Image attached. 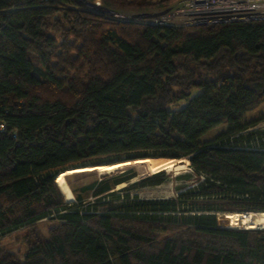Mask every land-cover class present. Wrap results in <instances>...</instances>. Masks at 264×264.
<instances>
[{
  "label": "trees",
  "instance_id": "trees-1",
  "mask_svg": "<svg viewBox=\"0 0 264 264\" xmlns=\"http://www.w3.org/2000/svg\"><path fill=\"white\" fill-rule=\"evenodd\" d=\"M88 1L142 12L174 0ZM262 102L264 20L164 26L78 0H0V239L59 220L22 260L0 249V264H264V229L224 227L212 212H264V142L250 130L264 113L246 117ZM183 157L200 178L177 198L100 211L63 198V171L129 162L147 174ZM135 176L88 188L98 196Z\"/></svg>",
  "mask_w": 264,
  "mask_h": 264
},
{
  "label": "rangeland",
  "instance_id": "rangeland-1",
  "mask_svg": "<svg viewBox=\"0 0 264 264\" xmlns=\"http://www.w3.org/2000/svg\"><path fill=\"white\" fill-rule=\"evenodd\" d=\"M82 5L88 7L92 10L98 11L107 16L113 17H122L124 15H128V13H136V12H121L115 11L113 15L107 14L99 9L91 7L90 5L78 0ZM88 1V0H87ZM90 2V1H89ZM178 1H173L171 4L175 5ZM95 3L100 4L99 1ZM170 5V6H172ZM160 9V8H153ZM143 12V11H142ZM138 13V12H137ZM49 32L52 33L50 29ZM75 58L76 53H73ZM197 94V91H193L192 96ZM188 99L179 100L177 102H173L169 104L171 109H178L187 103ZM264 113V102L258 105L255 109L247 112L246 117L248 119H253L258 117L260 114ZM226 128V124L218 125L215 128L210 129L206 132L201 139L209 140L214 138L219 132ZM250 130L257 133L258 136H262L263 139L261 141L264 142V121L259 122L256 126L252 127ZM255 145V144H253ZM146 159V158H141ZM174 165L170 169H160L158 171H165L167 178L158 185H147L141 186L139 181L149 176L146 174L144 169L141 166H128L119 169H115L112 171L106 172H98L92 171L81 174H73L68 175L66 177L67 182V191L71 197L70 201H67L63 194L64 200L70 203L72 208H80L84 209L88 204L99 203L98 211L107 209V206H104L103 203H108L112 205H120L128 199H133L137 197L138 199H173L177 198L178 194L181 191H184L190 187L196 186L199 183V176L196 175L193 167L191 166V160L189 157H183L180 159L174 160ZM129 163V162H127ZM150 165V164H149ZM150 167V166H149ZM125 168V169H124ZM150 169H153L150 167ZM130 170L135 171L136 176L131 178L129 181L123 182L108 192L95 196L93 194V189L88 188L90 185H93L101 180L113 178L117 175L127 174ZM151 172V174L156 173L155 169ZM150 174V175H151ZM59 188V187H58ZM60 190V189H59ZM79 196V197H78ZM200 201V200H199ZM223 208L217 211H212L217 215V219L220 220L223 224L222 226L228 227V222L225 220V214L228 212H240L233 210L229 205L223 204ZM231 209V210H229ZM206 212V211H205ZM243 213V212H242ZM59 224V220L56 218H46L39 220L34 226L21 228L18 230H14L10 233H6L1 236L0 239V249H3L7 253H10L16 256L19 260H22L28 250V248L35 242L36 235L40 234L42 236L48 235L49 229L57 226ZM237 229H244L242 226L236 227ZM256 229H264L256 228ZM163 236V235H162Z\"/></svg>",
  "mask_w": 264,
  "mask_h": 264
},
{
  "label": "built area",
  "instance_id": "built-area-1",
  "mask_svg": "<svg viewBox=\"0 0 264 264\" xmlns=\"http://www.w3.org/2000/svg\"><path fill=\"white\" fill-rule=\"evenodd\" d=\"M120 18L178 27L264 20V0H179L172 6Z\"/></svg>",
  "mask_w": 264,
  "mask_h": 264
},
{
  "label": "bare ground",
  "instance_id": "bare-ground-1",
  "mask_svg": "<svg viewBox=\"0 0 264 264\" xmlns=\"http://www.w3.org/2000/svg\"><path fill=\"white\" fill-rule=\"evenodd\" d=\"M141 159V158H140ZM147 162L148 160L145 159ZM135 163H127V162H119L115 164H109V165H98V166H83V167H77L70 170H66L65 172H61L60 175H58L59 179L64 183V185L67 187L66 177L68 175L73 174H81V173H87L92 171H98V172H106V171H112L115 169H121L123 167L128 166H135ZM149 165V162H148ZM174 163L167 164L163 166L160 169H170ZM150 166V165H149ZM151 167V166H150ZM125 169V168H124ZM158 170V168H156ZM151 173H148L150 175ZM74 176V175H73ZM225 220L228 222V227L235 228L242 226L245 229H256V228H262L264 227V212H251L249 214H245L242 212H228L225 214Z\"/></svg>",
  "mask_w": 264,
  "mask_h": 264
},
{
  "label": "water",
  "instance_id": "water-1",
  "mask_svg": "<svg viewBox=\"0 0 264 264\" xmlns=\"http://www.w3.org/2000/svg\"><path fill=\"white\" fill-rule=\"evenodd\" d=\"M81 1L84 2V3H86V4H88V5H90L91 7H94L96 9H99V10H101V11L107 13V14L113 15L115 13L114 10H111V9L106 8V7L100 6L99 4H97L95 2H89L87 0H81ZM243 213L245 215V214H249L251 212H243Z\"/></svg>",
  "mask_w": 264,
  "mask_h": 264
}]
</instances>
